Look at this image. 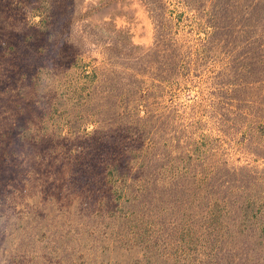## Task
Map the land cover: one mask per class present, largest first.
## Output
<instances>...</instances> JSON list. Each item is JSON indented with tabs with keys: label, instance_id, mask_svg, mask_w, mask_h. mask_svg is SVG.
I'll use <instances>...</instances> for the list:
<instances>
[{
	"label": "rangeland",
	"instance_id": "rangeland-1",
	"mask_svg": "<svg viewBox=\"0 0 264 264\" xmlns=\"http://www.w3.org/2000/svg\"><path fill=\"white\" fill-rule=\"evenodd\" d=\"M164 3L0 0V264H264V49Z\"/></svg>",
	"mask_w": 264,
	"mask_h": 264
},
{
	"label": "trees",
	"instance_id": "trees-1",
	"mask_svg": "<svg viewBox=\"0 0 264 264\" xmlns=\"http://www.w3.org/2000/svg\"><path fill=\"white\" fill-rule=\"evenodd\" d=\"M151 5L153 17L157 22V33L153 49L147 54L150 57H161L167 61L171 50H177L178 45L174 40L171 18H168L164 10V0H148ZM211 16L207 17V24L212 27L207 33L206 45L214 42V46L220 49H264V0H250L245 6V16H248V24H234L233 19L227 18L229 0H211ZM153 6V7H152ZM225 20V21H224ZM246 22V23H247ZM254 22V23H253ZM172 48V49H171ZM215 48V47H214ZM172 55H170V60ZM150 61L149 63H151ZM172 71L176 70V62L165 63ZM168 72V71H167ZM139 72H125L128 78L138 76ZM170 73V72H169ZM163 76L166 80L169 77Z\"/></svg>",
	"mask_w": 264,
	"mask_h": 264
}]
</instances>
